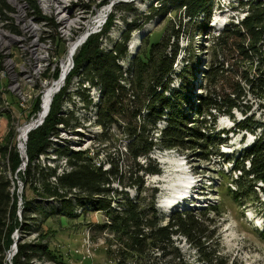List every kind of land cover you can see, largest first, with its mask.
Returning <instances> with one entry per match:
<instances>
[{"label":"trees","instance_id":"1","mask_svg":"<svg viewBox=\"0 0 264 264\" xmlns=\"http://www.w3.org/2000/svg\"><path fill=\"white\" fill-rule=\"evenodd\" d=\"M22 1L30 18L44 20L55 28L52 19L41 16L34 0ZM107 1L103 0L102 4ZM211 6V0H171L168 4L159 0L147 15L128 25L111 50L103 52L100 43L111 27L109 18L102 32L89 37L73 57L74 68L67 74L66 84L76 76L81 85L75 95L82 96L80 86L84 83L99 90L94 125L105 131L101 137L105 141L106 138L112 140L111 130L119 125V121L124 125L123 136L127 143L122 157H128L134 166L129 174L130 182H125L126 172L116 164L108 162L113 165L112 169L103 170L101 166H95L87 152L52 143V137H58V127L76 130L79 126L73 118V111H62L67 87L53 96L43 123L27 135L24 145L26 166L23 172L17 173L23 188H29L35 200L57 203L59 214L66 219L74 217L77 211L80 215L86 211L104 213L107 221L102 223L101 230L110 235L105 238V244L109 249L114 247L117 258L112 259L115 264L128 261L134 264H191L177 245L182 240L191 249L195 264H241L222 254L220 248L219 231L215 225L223 217L224 207L245 210L248 204H259L264 219V205L259 196L264 193V125L255 124L252 128L254 124L248 117L238 121L235 127L255 138L235 157H226L229 162L227 172H216V203L199 209L175 210L163 222L154 208L156 190H152L148 202L142 197L144 182L141 174L160 173L157 165L143 167L138 159L161 148L188 151L198 162L208 163L212 157L220 155L218 146L223 142L220 135L227 134L225 131L216 132L218 117L233 118L234 110L245 116L250 109L245 103L248 97L264 100V0H249L242 4L244 17L237 23H228L212 37L207 66L193 61V65H184L175 73L177 42L170 44V36L164 39L161 35L155 42L144 43L148 49L144 53L137 52L130 70L124 72L119 66V60L127 56L126 44L131 32L141 29L137 26L138 19L146 24L154 18L163 19L170 12L176 16L182 11L184 18L202 34L207 31ZM125 11L131 12V9ZM11 12L13 9L6 1L0 0V16L12 19L9 17ZM198 74L200 80H197ZM174 78L179 79L177 90L171 87ZM83 101L88 108L91 102ZM37 106L36 101L35 109ZM126 115L131 119L124 121ZM161 121L165 126L159 128ZM74 133L78 135L77 131ZM106 147L109 149L110 145ZM2 149L0 154L6 164L0 166V264H6L14 230H18L21 240L15 244L16 253L11 264H31L33 260L44 258L52 261V253L42 244L46 239L44 234L38 235L35 242L22 241V235L29 231L25 210L29 202L23 195L19 208L21 218L18 219L14 184L8 176L16 175L22 159L14 145L7 155L3 152L6 146ZM50 149H53L54 156L64 157L67 169L57 173L56 167L35 164L38 157L47 155ZM125 188H133L135 198L129 199L122 190ZM234 215L245 225L243 211ZM255 231V236L264 241V227Z\"/></svg>","mask_w":264,"mask_h":264},{"label":"rangeland","instance_id":"2","mask_svg":"<svg viewBox=\"0 0 264 264\" xmlns=\"http://www.w3.org/2000/svg\"><path fill=\"white\" fill-rule=\"evenodd\" d=\"M5 1L13 9L9 17L14 19H3L0 16V149L6 146L3 152L7 155L11 151L12 145H14L20 156V149L18 148L19 129L37 117L40 111L43 89L48 83L57 79L61 61H63L67 52L68 45L74 42L76 38H79V35L84 34L85 29L88 28L87 24L89 21L100 14L106 6L111 7L110 12L106 15L104 25L100 29L101 31L88 36L89 38L100 34L109 18H111V27L102 36L100 43V50L108 52L121 39V34L128 25L135 19L143 18L147 15L149 9L156 6L159 0H137L131 3H127L126 0H108L105 4H102L103 0H87L85 4L87 5L86 15L84 14L83 20L79 19L74 24L75 26L80 25L82 29H77L78 32H72L68 39L58 36L55 29L57 28L56 23L54 28L48 24L49 22L29 18L27 9L23 8L25 3L22 0ZM34 1L43 17L54 20L55 8L52 2L46 0L47 8L43 12L37 2L38 0ZM247 1L249 0H211L212 10L207 31L202 34L192 23L184 18L182 11L177 12L176 16L175 13L170 12L163 19L154 18L146 24H142V20L138 19L137 26H140L141 29L131 32L130 39L126 44L127 56L125 59L119 60L118 64L124 72L130 70L132 60L137 52L144 53L148 49L144 43L146 42L148 45L151 42H155L161 35V38L163 37L164 39L170 36V44L177 42L178 53L173 64L175 73H178L184 65L188 64L190 66L192 63L194 64L193 61H200L201 65L207 66L206 60L210 54L208 46L212 37L218 35L228 23H237L244 17L245 10L243 8L245 7L242 4ZM163 2L168 4L171 0H163ZM126 8H130L131 12L126 13ZM80 22L85 25L80 24ZM11 26L15 29H12ZM91 26L89 25V27ZM89 30L91 32V28ZM46 38L52 40L48 47L44 43ZM130 43H135L136 45L133 52H130ZM83 44L78 47L74 56ZM199 67L203 69L202 66ZM73 68L74 61L72 60L68 75ZM68 75L60 88L67 87V96L63 102L62 111L68 113L73 111V118L79 126L76 127V130H72L71 127L68 129L58 127V137L53 136L51 139L52 143L63 148L68 146L77 152L78 150L87 152V155L93 159L95 166L99 165L103 170L112 169L113 165L109 164L112 162L120 170L126 172L127 181L125 182H130L128 178L134 166L128 157H122V153L125 152L124 146L127 143L123 136V123L119 121V125L114 127L111 130L112 132L109 133L112 140L108 136L109 139L105 137V141L101 137L105 131L100 126L94 125L96 105L99 101V90L92 89L89 84L84 83L80 86L82 88V96L75 95L81 84L76 76L72 77L70 82L66 84ZM197 77V80L201 79L199 74ZM178 84L179 79L174 78L171 87L177 90ZM22 98H24L23 101H21ZM84 99L91 102L88 108L84 106ZM247 100L245 103L250 106V109H248L245 116L234 110L232 112L233 118L227 116L218 117L215 122L216 132L225 131L227 134L220 135L223 140L218 146L220 155L212 157L208 163L198 162L188 151L161 148L153 149L147 157L137 160L143 167L150 164L157 165L159 175L141 174L144 182L142 197L148 202L152 190H156L154 208L163 219V222L175 210L199 209L204 208L207 204L217 202L218 196H216L215 188L218 185V178L216 177V172L218 170L227 172L229 170V162L226 157H235L245 148L244 144H250L255 138L251 133L238 131L235 124L244 119V117H248L251 119V124H254L251 125L252 128L255 127V124L264 125V100L258 101L255 98L253 99V97H248ZM36 101L38 106L35 109ZM123 118L124 121L131 119L130 115H126ZM159 126V128L165 126V122L161 121ZM74 131H77L78 135ZM8 132H11L9 133L11 135H8ZM256 133L258 134L259 130ZM107 144L110 145L109 149L106 147ZM52 150L50 149L47 155L38 157L35 164L38 163L41 167H56L57 173H60L67 169L65 159L59 155L54 156L51 153ZM21 159L22 163L17 169L16 175L11 177L8 174V176L13 180L18 209H21L23 195L29 202L27 209H25L27 210L26 216L29 231H27L26 235H22V241L35 242L38 235L44 234L46 239L42 244L48 247L54 258L52 261H48L46 258L39 261L33 260L31 264H115L112 259L117 258L113 251L115 249L114 247L109 249L105 244V238L110 235L106 231L101 230L102 223L107 221L105 214L99 211H86L80 215L79 211H77L74 213V217L66 219L59 214V205L57 203L47 204L44 200H35L33 192L27 187L23 188L17 175L18 172L19 174L23 172L26 166L25 157ZM3 163L6 164V159H3L0 154L1 167ZM162 176H167V183L173 185V189L176 188V192H182V199L170 206L165 205L167 200L171 199L173 195L174 197H180V195L176 192L173 193L174 190L172 188L173 191L166 194L165 187H168V184L157 180V178ZM112 186L119 189L116 184ZM186 186L189 188H185ZM122 190L129 199L135 198L136 192L133 188ZM259 196L264 205V193H259ZM257 207H259V204L256 206L248 204L245 206V210L242 208L232 210L225 206L223 217L215 225L219 231V243L222 254L237 259L241 264H264V241L255 236V230L261 231L264 227L263 212L260 207L259 209ZM241 211H243V216L246 220L245 225L237 221L236 215H234ZM16 216L18 219L21 218L19 210H17ZM209 216L211 217V215ZM20 236L18 230H14L12 235L13 244L11 246L13 248L10 250L11 252L7 253L6 264H11L13 255L16 253L14 244L21 240ZM177 245L185 254L186 259L191 264H195L194 255L187 244L182 240ZM109 250H112V252ZM10 253L12 257H10ZM126 264L134 263L128 261Z\"/></svg>","mask_w":264,"mask_h":264},{"label":"bare ground","instance_id":"3","mask_svg":"<svg viewBox=\"0 0 264 264\" xmlns=\"http://www.w3.org/2000/svg\"><path fill=\"white\" fill-rule=\"evenodd\" d=\"M47 1L49 2L51 0H47ZM126 1H127V3H131V2H135L137 0H126ZM59 2L71 3L72 0H59ZM46 3H47L46 0H39V5H46ZM23 8L27 9V7L24 4H23ZM88 10H89V8H88ZM110 10H111V7L110 6H106L102 10V12L95 19L90 20L89 23H91V21H93V25L94 26L97 25V24L100 25V23L103 21V19L106 17V15L110 12ZM86 13H87V8H86V5H83V4H75V5L71 4V5L66 6L65 8H62V14H57L56 15V23H57L56 31H57L58 36L63 37L64 39H68V37L71 35L72 32H78L77 29H82V27L80 25L75 26L74 24L79 19L83 20V18H84L83 16H85ZM31 19L35 20L32 17H31ZM89 23L87 24L88 27L90 25ZM80 24H83V23L80 22ZM83 25H85V24H83ZM39 26H41V25L39 24ZM32 28H35V27H32ZM84 37H85L84 34H81V35H79L80 39H78L76 42H72L71 44L68 45L67 52H66V54H65V56L63 58V61H61L60 72L58 74L57 79H55V80L51 81L50 83H48L45 86V88L43 89V95L41 97L40 111L37 114V117L34 120L29 122L28 124H25L24 126H22V128L19 129L18 148L20 150L24 149V145L26 143V138H27V135L29 133V130L34 126V124L36 122L41 121L44 118V116L46 115L47 110H48V108L50 106V103H51V100H52L53 96L63 86L62 84L64 83L65 77L69 73V69H70V66H71V63H72V60H73V57H74V53L76 52V49L79 47V45L82 43ZM50 42H51V40L48 39V38H46V40L44 41V43L46 44L47 47L50 46ZM135 47H136L135 43H130V47H129L130 52H133L135 50ZM30 62H31V60H30ZM23 100H24V98L21 99V101H23ZM157 180L159 182H163V183H167L168 182L167 176H162L161 178H157ZM187 184H188V182H187ZM173 187H174L173 185H169L168 184V187H165V190L167 192L166 194H169L170 191H173V190H174L173 193H175L176 192V190H175L176 188L173 189ZM185 188H189V187L186 186ZM176 193L179 194L180 197H174V195H173V197L171 199L167 200V203H165V205L167 204V206H170L173 203H176L179 199H182V192L180 193V191H177Z\"/></svg>","mask_w":264,"mask_h":264},{"label":"built area","instance_id":"4","mask_svg":"<svg viewBox=\"0 0 264 264\" xmlns=\"http://www.w3.org/2000/svg\"><path fill=\"white\" fill-rule=\"evenodd\" d=\"M38 2V4H39V0L37 1ZM49 2H52L53 3V6H54V8H55V14H54V16H55V18H54V22L56 23V15L57 14H62V8H65L66 6H68V5H75V4H83V5H85L86 3H87V0H72V2L71 3H63V2H59V0H51V1H49ZM40 6V8H41V10L44 12V9L45 8H47V4L46 5H39ZM86 8H87V5H86ZM99 15V14H98ZM97 15V16H98ZM97 16H95L93 19H95ZM51 17V16H50ZM105 17V16H104ZM106 18V17H105ZM105 18L103 19V21L100 23V25L99 24H97V25H95L94 27H93V21H91L92 23L90 24V25H92L91 27H88V28H86V31H85V33H84V39H83V41H82V43L79 45V46H81L86 40H87V38H88V36L90 35V34H92V33H95V32H99V31H101L100 29L102 28V26L104 25V22H105ZM56 25H57V23H56ZM91 28V32H90V29ZM88 30H89V32H88ZM78 39H80V38H76L75 40H74V42H76ZM78 49V48H77ZM76 49V50H77ZM70 68H71V66H70ZM70 70V69H69Z\"/></svg>","mask_w":264,"mask_h":264},{"label":"water","instance_id":"5","mask_svg":"<svg viewBox=\"0 0 264 264\" xmlns=\"http://www.w3.org/2000/svg\"><path fill=\"white\" fill-rule=\"evenodd\" d=\"M59 91V90H58ZM57 91V92H58ZM49 113V108H48V110H47V113H46V115L44 116V118L41 120V121H38V122H36L35 124H34V126L29 130V132L30 131H32V130H34L35 128H37L38 126H40L42 123H43V121H44V119H45V117L47 116V114ZM27 140V139H26ZM23 157H25V148L23 149V150H20V158H23ZM25 163V162H24ZM19 212L21 213V210L19 209ZM15 244H16V242H15ZM15 244H14V248H15ZM13 247H11L10 248V250L12 249ZM10 257H12V254L10 253Z\"/></svg>","mask_w":264,"mask_h":264}]
</instances>
